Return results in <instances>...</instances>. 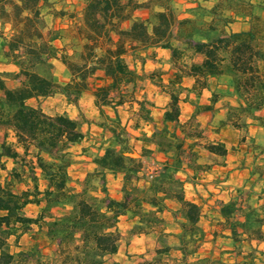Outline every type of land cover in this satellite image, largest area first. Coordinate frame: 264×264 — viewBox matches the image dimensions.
Instances as JSON below:
<instances>
[{"label":"trees","instance_id":"16d2710c","mask_svg":"<svg viewBox=\"0 0 264 264\" xmlns=\"http://www.w3.org/2000/svg\"><path fill=\"white\" fill-rule=\"evenodd\" d=\"M179 1L85 0L80 22L71 28L75 36L68 49L57 45L65 39L63 28L50 27L46 20V14H68L54 1L0 0V63L17 67L16 71L0 68V128L4 129L0 264H104L119 251L122 216L131 221V235L161 227L156 256L143 264H170L164 257L173 248L182 253V264H224L222 259L199 255L206 237L200 223L203 210L186 197L179 173L202 169L196 146L217 156H226L229 150L224 143L209 140L195 120L183 124L180 102L185 92L206 88L210 76L227 74L238 100L228 102L227 121L238 129L246 128L248 120L264 125V114L258 113L264 109V1L200 0L187 7ZM143 10L147 15L139 14ZM70 16L75 18L73 13ZM240 19L248 28L233 30L232 24ZM159 48L169 52L167 78L164 69L140 72L127 60L132 54L145 65L148 57L157 58ZM54 60L66 69V80L56 74ZM187 78L195 80L192 88L185 85ZM146 79L169 97L163 123L151 134L142 122L153 121L155 104L136 95ZM86 92L93 94L99 110L95 121L81 111L78 118L50 114L39 104L41 98L61 95L79 106ZM217 100L214 94L212 104ZM125 104L138 136L120 117L119 107ZM212 104L203 108L209 110ZM92 123L104 131V137L93 157L95 167L77 190L71 184V148L86 138L84 125ZM136 141L143 143L140 156H134ZM155 151L164 159L147 172L145 159L154 158ZM2 171L7 172L4 180ZM110 173L123 176L121 198L110 194ZM15 184L26 188L16 191ZM170 201L177 203L172 212L180 226L174 247L162 228ZM29 204L40 206L37 216L27 213ZM57 209L63 211L56 214ZM217 210L235 243L264 241V204L229 202ZM34 226L56 246L52 259L44 257L38 244L27 248L20 244ZM259 255L264 258V251L252 249L235 264H256Z\"/></svg>","mask_w":264,"mask_h":264},{"label":"crops","instance_id":"0c3cea01","mask_svg":"<svg viewBox=\"0 0 264 264\" xmlns=\"http://www.w3.org/2000/svg\"><path fill=\"white\" fill-rule=\"evenodd\" d=\"M199 1L200 0H190L188 6H195ZM248 26V23L242 19L232 24L233 30L236 31L247 29ZM156 51L159 55L168 54L169 56V52L165 49L159 48L156 49ZM8 65H10V71L17 70L15 65ZM261 65L264 68V62H262ZM194 82L195 80L193 78H187L185 80V85L188 88H192ZM148 84L155 87L153 93H148L147 98L155 104L154 106H151L153 121H143L142 124L145 131H147L148 134H151L155 127H160L163 123V114L169 101V97L162 91L157 92L156 90H159V87L155 86L150 80H148ZM145 90H142V94H144ZM155 91L157 93L153 98ZM214 94L218 100L212 104V96ZM137 97L139 99L146 98L138 95ZM157 99L162 100V102H158ZM90 101L95 104V98L92 93H90ZM228 102L237 104L238 100L234 94L232 78L227 74L210 76L206 88L188 91L182 95V100L180 102L181 122L187 124L188 122L195 120L209 140L224 143L229 152L226 156H217L206 150L202 151L200 152V157L197 158V162L203 166L202 169H186L185 172L183 171L179 173V177L185 180L186 197L201 205L203 210L200 223L206 231V237L200 246L199 255L211 256L214 259H222L224 264H235L244 254L252 249L264 251V241L243 240L242 242L235 243L231 237V231L228 226L221 224V221H224V218L220 216L217 209L221 204L229 202L239 204L242 201H248L257 206L264 204V125H261L258 120H248L246 128L238 129L234 127L229 121H227ZM211 104L213 105L211 109L205 110L203 108V106ZM135 107H137V103H135ZM122 112L124 113V116L121 115ZM109 113L113 114L110 110ZM258 113L263 115L264 109L259 110ZM119 114L123 123L127 125L129 131L134 136H138L139 131L132 128L133 120L131 118L129 104L120 106ZM93 120H97V118ZM84 127L85 130L89 128L95 130V134L99 139L104 137V131L95 123L85 124ZM0 129L4 132V129ZM86 139L87 136L81 143ZM77 144H74L72 148ZM142 146V142L136 141V151L134 156H140ZM148 147L156 149V147L151 144H148ZM97 154L98 151H96L91 158L88 157L90 160L89 169L85 172L82 180H84L88 171L95 167L93 157ZM162 159H164V155L161 152L155 151L154 158L145 159L146 171L153 172L159 166L158 161ZM9 161L12 163V166L9 168H12L14 163L12 160ZM205 164L210 166L209 169H205ZM107 179L110 194L116 198H121L123 176L110 173L108 174ZM113 180L117 181V187L115 190H112L111 187V181ZM44 184L45 181H42V187ZM21 185H23L22 189L26 188L25 184ZM76 189L79 190L80 186H76ZM29 206L40 208V206L35 204H29L26 208ZM169 206L171 210H168L163 214L166 222L162 228H164L167 233L166 239H170L169 244L174 247L178 244L176 235L180 232V226L172 212L173 209L177 208V203L175 201H170ZM39 211L36 212L34 217L38 215ZM123 218L127 217L122 216L121 219ZM33 228H37L36 230L39 229L37 226H34ZM32 230L22 236L20 240L22 246L23 239H25ZM160 230L161 227L148 234L134 235V237H136L133 240L136 247L135 252L145 253L148 251L149 254L152 253V250H155L153 257L149 260L154 259L156 256V249L160 247V244H158ZM48 243L50 242L48 241ZM26 244L29 245V242H26ZM31 244H33V242ZM51 245L53 250L47 259H52L56 248L54 244ZM119 251L116 254L108 256L104 264H126L124 260L122 261V258L120 259L117 257ZM263 260L264 258L259 255L256 264H264ZM166 261L170 264H182V253L180 250L173 248ZM127 263H131V261H128ZM131 264H138V262L135 261Z\"/></svg>","mask_w":264,"mask_h":264},{"label":"rangeland","instance_id":"374dc122","mask_svg":"<svg viewBox=\"0 0 264 264\" xmlns=\"http://www.w3.org/2000/svg\"><path fill=\"white\" fill-rule=\"evenodd\" d=\"M56 3V6L59 9H64L68 14L65 17H56L52 16L51 14H46V20L50 27H60L63 28V35L64 40H60L57 42V45L60 47H66L68 49H72V44L74 43V29H71L75 23H79L81 20V12L84 6L85 0H52ZM180 5L183 7H187L189 5L190 0H180ZM158 9V8H157ZM71 13L75 15V18H71ZM140 15L145 16L147 15V11L143 10L139 12ZM159 54L157 53V58H149L146 61L145 65H142V63L134 58L132 54L127 55V60L129 63L138 69V71L146 73H149L153 71L154 69H164L167 71L166 78L171 74L170 64H169V56L168 54ZM54 70L56 74L62 79L66 80L68 78V74L64 66L59 62L54 60ZM0 68L5 71H10V65L4 63L1 60ZM148 80L146 79L142 81L137 90L136 95L140 97H146L148 98V93H153L155 87L148 84ZM13 84V82H12ZM155 85V84H154ZM157 86V85H155ZM146 89V90H145ZM142 90L144 91V94H142ZM157 92L161 91L156 90ZM154 92L155 97L157 92ZM157 101L162 102V100L157 99ZM32 104H37L38 102L36 100L31 101ZM39 104L42 106V108L50 113V114H57V113H67L72 117L78 118L80 117V111L90 120L95 121L93 119L99 117V110L98 107L90 101V93H86L82 96L79 106H75L73 104H70L66 101V99L61 95H56L54 97H47V98H41L39 100ZM122 116H124V113H121ZM85 129V127H84ZM87 133V139L81 143L75 145L71 152L74 159L73 164L70 167V175L72 179V186L76 188V186H80V182L82 178L84 177L85 172L89 169V158L94 155L96 151H98V147L100 143L102 142V139H99L96 134L95 130H91V128L85 130ZM4 140V132L0 129V143ZM10 140L12 141L13 138L10 137ZM139 142V141H137ZM197 158L200 157V152L205 151L206 149L201 145L198 147H195ZM207 151V150H206ZM206 165V164H205ZM12 163L9 161L8 167H11ZM209 165H206L205 169H209ZM7 177V172L2 171L1 172V178L4 180ZM117 181H111V187L112 190L116 189ZM21 184H15L14 189L16 191L22 190ZM39 207L35 206H29L26 208V211L29 215L34 216L36 215V212L39 211ZM62 209H57L55 211L56 214L61 213ZM131 227V221L128 220V218L120 219L119 222V229L123 233V240L121 242V248L119 251L118 258H122V261L124 260L126 264H131L132 262H138V264H143L146 261H148L151 257H153V254L155 250L151 251L152 253L148 254V251L145 253H138L135 252V244L133 243V240L136 238L134 235H131L129 233V229ZM37 228H33V230L27 235L25 239H23V247H30L33 244H38L40 248L42 249V253L44 257H49L50 253L52 252L53 248L50 243H48L46 236L44 234V230H36ZM167 243H169L170 239L167 238ZM26 242H29V245L26 244ZM33 242V244H31ZM159 242V241H158ZM160 244V242L158 243ZM161 245V244H160ZM13 250L16 249V247H12ZM204 253V252H203ZM167 259V257H164ZM128 261H131V263H127Z\"/></svg>","mask_w":264,"mask_h":264}]
</instances>
